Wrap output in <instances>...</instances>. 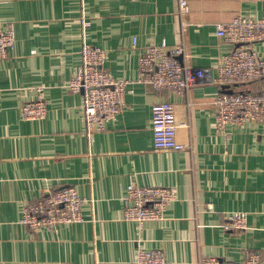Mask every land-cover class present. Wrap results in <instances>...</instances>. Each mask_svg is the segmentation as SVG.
Instances as JSON below:
<instances>
[{"label":"crops","instance_id":"0c3cea01","mask_svg":"<svg viewBox=\"0 0 264 264\" xmlns=\"http://www.w3.org/2000/svg\"><path fill=\"white\" fill-rule=\"evenodd\" d=\"M178 4L0 0V26L13 22L16 29L15 47L0 58V264H134L141 246L161 249L174 264L208 255L239 261L246 249L264 253V122L219 127L213 105L222 92L264 90V78L215 81L233 47L218 23L263 17L264 0H189L184 30ZM162 41L184 43L194 69L205 71L185 94L139 81L142 53ZM85 43L104 49V67L129 80L119 117L92 136L83 91L68 86ZM256 47L264 59V40ZM40 94L46 116L25 119L21 104ZM166 99L176 103L187 149L155 148L152 107ZM132 180L176 189L163 219L140 225L124 218ZM68 186L85 199L84 221L39 231L22 221L29 202ZM233 211L247 213L245 229L224 226Z\"/></svg>","mask_w":264,"mask_h":264},{"label":"built area","instance_id":"2783aa9c","mask_svg":"<svg viewBox=\"0 0 264 264\" xmlns=\"http://www.w3.org/2000/svg\"><path fill=\"white\" fill-rule=\"evenodd\" d=\"M178 14L183 30L187 26L190 12L189 0H178ZM85 25L89 22L84 21ZM218 34L233 43L225 55L215 78L217 83H248L264 78V59L256 43L264 40V16L238 15L230 21L218 23ZM16 44V29L13 22L0 26V58L6 57ZM82 63L69 83L74 91H83L82 112L85 131L92 136L105 129L107 121L119 117L129 80L117 78L104 67L106 51L97 45L85 43L81 49ZM184 43L169 44L152 42L140 57L139 81L155 89H171L185 94L194 84L195 75L204 76L205 71L194 69L188 60ZM183 56V61L178 56ZM215 117L219 127L227 123H242L248 120L264 122V90L222 92L213 101ZM188 108V106H187ZM48 112L47 102L40 94L37 98L21 104L25 119H39ZM190 126V121L185 123ZM180 123L176 103L161 100L152 107V129L155 148L161 150H184L191 142L179 137ZM124 218L137 221L140 225L147 220L163 219L167 206L177 197V191L168 186H142L132 180L127 187ZM85 199L75 186L49 191L24 209L22 221L32 231L54 229L61 224L82 222ZM224 226L227 229H245L247 213L233 211L225 213ZM134 264H174L161 249L139 247ZM197 264H264V253L246 249L242 260L220 259L202 256Z\"/></svg>","mask_w":264,"mask_h":264},{"label":"rangeland","instance_id":"374dc122","mask_svg":"<svg viewBox=\"0 0 264 264\" xmlns=\"http://www.w3.org/2000/svg\"><path fill=\"white\" fill-rule=\"evenodd\" d=\"M236 84H241V83H236Z\"/></svg>","mask_w":264,"mask_h":264}]
</instances>
